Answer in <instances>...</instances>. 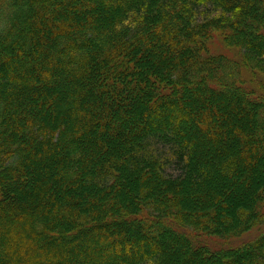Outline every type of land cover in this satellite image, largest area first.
<instances>
[{
  "label": "trees",
  "instance_id": "trees-1",
  "mask_svg": "<svg viewBox=\"0 0 264 264\" xmlns=\"http://www.w3.org/2000/svg\"><path fill=\"white\" fill-rule=\"evenodd\" d=\"M4 61L0 264H264V0H0Z\"/></svg>",
  "mask_w": 264,
  "mask_h": 264
},
{
  "label": "rangeland",
  "instance_id": "rangeland-1",
  "mask_svg": "<svg viewBox=\"0 0 264 264\" xmlns=\"http://www.w3.org/2000/svg\"><path fill=\"white\" fill-rule=\"evenodd\" d=\"M19 10V12H21L22 11V8H19L18 9ZM217 43V44H216ZM219 44V42L218 41H213V42H211L210 44H209V47H210V49L212 50V53H215V48H213V47H215V46H219L218 45ZM224 47V48H223ZM223 47H220V50L219 51H217L216 53L217 54H219V53H221V51H222V53L226 56V57H228V58H230V57H232V56H234V54L232 53V51L229 49V48H227V47H225V46H223ZM223 50H224V52H223ZM236 56V55H235ZM12 64H13V68H14V71H15V68L17 67L15 64V60H12ZM23 65H25V66H30L29 65V63L28 62H26V60L23 62ZM246 76H245V78H247V80H249V77H251V74L249 73V72H247L246 74H245ZM260 77V79H262V80H264V77L263 76H259ZM41 83H37L36 84V86H39ZM228 93H226L225 94V96H228L227 95ZM230 105V106H229ZM228 105V107L231 109V111L233 112V113H236V110H237V107L235 106V104H232V103H230ZM173 113H170L169 111H164L162 114H161V117H162V119H171V118H173V115H172ZM183 127L184 128H188V126H187V124H184L183 125ZM230 136V135H229ZM233 138H234V136H233ZM31 187V186H30ZM27 192H29V190H27ZM107 230L109 231V230H111V228L110 227H108L107 228ZM96 233H98V232H88L85 236H84V240H85V242H89V240L91 241L93 238H94V236H95V234ZM103 233V232H102ZM254 235H255V233L253 234V233H250L249 235H248V233H246V234H244L243 236H241L240 237V239L238 240H235L234 241V244L235 243H238L239 244V241H247L248 239H250V240H252L253 238H254ZM253 237V238H252ZM167 240H169V238L167 237ZM203 244H208L209 245V248H210V250H217L218 248H222V246H226V245H224V241H220V242H217L216 240H211V244H210V239L208 240V243H205L204 241H201ZM178 248L179 247H175V248H172V249H170L169 251H167L166 253H165V255H164V263H170V264H181L182 262H184V260L186 261V254L185 253H179V254H177V255H175L174 253L176 252V250H178ZM102 249V248H101ZM133 249L134 250H132V251H135L136 253L139 251V246H136L135 248L133 247ZM79 252L80 253H82V251L81 250H79ZM108 253V251H104V253ZM104 253H103V251H99L98 252V254H99V256H103L104 255ZM187 263V262H186Z\"/></svg>",
  "mask_w": 264,
  "mask_h": 264
},
{
  "label": "bare ground",
  "instance_id": "bare-ground-1",
  "mask_svg": "<svg viewBox=\"0 0 264 264\" xmlns=\"http://www.w3.org/2000/svg\"><path fill=\"white\" fill-rule=\"evenodd\" d=\"M7 61H4L2 64H1V69H0V72L3 71V69L5 68V66L7 65Z\"/></svg>",
  "mask_w": 264,
  "mask_h": 264
}]
</instances>
